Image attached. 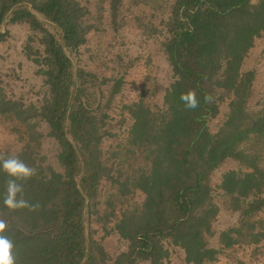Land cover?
<instances>
[{
	"label": "trees",
	"instance_id": "obj_1",
	"mask_svg": "<svg viewBox=\"0 0 264 264\" xmlns=\"http://www.w3.org/2000/svg\"><path fill=\"white\" fill-rule=\"evenodd\" d=\"M87 14L79 0H0V40L9 35L3 24L26 23L40 32L42 51L33 53L27 45L26 54L48 87L36 105L7 96L0 86V116L13 121L26 140L21 151L0 157L18 155L37 170L24 187L25 198L40 205L37 211L7 209L6 175L0 171V219L7 222L15 264H162L169 256L166 241L183 250L188 264H208L223 249L261 242L264 227L255 217L264 208V96L250 104L255 71L243 70V64L264 34V0H174L163 42L173 80L162 106L124 104L129 126L122 157L134 162L124 178L112 174L113 165L103 157L101 144L111 133L98 99L110 82L108 104L122 79L98 82L95 73L73 62L87 40ZM189 89L200 101L195 109L180 100ZM225 101L228 111L212 131L208 123ZM42 121L58 145L61 170L38 155ZM227 159L239 168L212 185L211 174ZM104 178L117 183L120 194L139 189L145 195L139 212L123 214L115 224L129 242L116 258L94 238L90 223ZM218 195L239 218L220 232L216 248L208 238L220 213Z\"/></svg>",
	"mask_w": 264,
	"mask_h": 264
},
{
	"label": "rangeland",
	"instance_id": "obj_2",
	"mask_svg": "<svg viewBox=\"0 0 264 264\" xmlns=\"http://www.w3.org/2000/svg\"><path fill=\"white\" fill-rule=\"evenodd\" d=\"M79 1L88 9L85 22L90 29L86 43L73 60L75 67L95 73L98 82L104 78L122 79L119 93L108 104L106 100L110 82L102 85L98 99L108 115L105 128L111 133L101 144L103 157L108 159L109 165H113L112 174L124 178L129 164H134L128 159L124 162L122 157L125 153L124 137L129 126L124 104L143 100L152 107L162 106L166 89L173 80L163 42L167 35L165 21L174 0H118L115 6L112 0ZM48 27L53 30L52 26ZM1 29L8 30L9 35L0 40V86L13 99L39 105L46 97L48 87L39 67L26 54V46L30 45L33 53L38 49L42 51L41 34L26 23L3 24ZM243 70L255 71L253 96L250 99L253 106L264 96V34L255 39L253 48L245 58ZM227 104V101L223 102L219 115L209 121L212 131H216L223 122L228 111ZM38 130L44 134L40 148L37 149L38 155L44 156V164H51L61 170L56 159L58 145L52 137L47 136V123L40 122ZM25 142L16 124L0 116V153H17L22 150ZM238 168L237 161L225 160L211 174L212 185L220 183L224 172ZM144 199L145 195L139 189L124 195L119 193L117 183L107 178L100 182L90 223L94 238L111 258H116L129 246V242L116 231L115 224L123 214L139 212ZM216 200L220 205V213L213 223L214 235L208 241L210 246L219 248L220 232L237 224L239 214L229 209L226 197L218 195ZM255 219H259L264 227V208ZM165 246L169 249V256L162 260V264H188L182 249L168 241ZM137 264L152 263L145 260ZM208 264H264V239L259 243H243L223 249L217 260Z\"/></svg>",
	"mask_w": 264,
	"mask_h": 264
},
{
	"label": "clouds",
	"instance_id": "obj_3",
	"mask_svg": "<svg viewBox=\"0 0 264 264\" xmlns=\"http://www.w3.org/2000/svg\"><path fill=\"white\" fill-rule=\"evenodd\" d=\"M209 102L211 97L206 98ZM180 100L190 109L199 107L200 101L193 89L181 93ZM0 171L6 175L5 190L2 203L9 210L27 208L29 211H37L39 203H31L25 198L24 183L37 175V170L26 164L18 155L0 157ZM8 225L4 219H0V264H15L13 255L14 243L6 234Z\"/></svg>",
	"mask_w": 264,
	"mask_h": 264
}]
</instances>
